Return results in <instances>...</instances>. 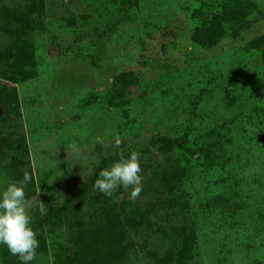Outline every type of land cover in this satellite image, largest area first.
<instances>
[{"label": "rangeland", "instance_id": "rangeland-1", "mask_svg": "<svg viewBox=\"0 0 264 264\" xmlns=\"http://www.w3.org/2000/svg\"><path fill=\"white\" fill-rule=\"evenodd\" d=\"M133 151L137 199L94 189ZM26 172L32 219L78 194L32 264H162L192 229L191 264H264V0H0V190Z\"/></svg>", "mask_w": 264, "mask_h": 264}, {"label": "clouds", "instance_id": "clouds-1", "mask_svg": "<svg viewBox=\"0 0 264 264\" xmlns=\"http://www.w3.org/2000/svg\"><path fill=\"white\" fill-rule=\"evenodd\" d=\"M102 143V138H97ZM114 143L119 147L122 140L116 136ZM75 147V146H73ZM140 154L131 152L129 156L121 155L120 159L98 173L94 189L106 197H111L119 188L131 189L130 199H137L142 192L144 176L141 175ZM32 177L25 173L23 180L10 182L0 190V246H5L20 264H32L37 258L39 242L32 227V217L26 209L24 185Z\"/></svg>", "mask_w": 264, "mask_h": 264}, {"label": "trees", "instance_id": "trees-1", "mask_svg": "<svg viewBox=\"0 0 264 264\" xmlns=\"http://www.w3.org/2000/svg\"><path fill=\"white\" fill-rule=\"evenodd\" d=\"M233 25L239 27L240 23L235 21V23H233ZM206 30L209 31V33ZM210 31L212 32V34H210L211 33ZM203 32H206V33L203 34ZM203 32L201 33V35L199 33L196 40H194L195 43H199L198 41L202 40L203 38L205 40L210 39V38L213 39V40H210V41L205 42V43L212 42V41H214V39L217 38V37L213 38L212 35H214V34L218 35L217 29L214 26H212V27L209 26V28H205V31H203ZM223 33H224V31H221L222 36H223ZM190 135H191V132H187L185 134V136L181 139H177V140L162 139L159 141L164 146V148L166 150H168V152H172V151H176V150L186 151L187 150L186 146L190 142L189 141ZM77 195L78 194H75L71 198H69L60 208L50 210L44 216L32 219V221H33L32 227H33V230L36 233V235H39V234L47 231L46 229H49V231H50V230H57L60 227H62L63 226V220H64L66 213L69 210V206H70L71 202L76 200ZM100 235L101 234H99L97 237L99 238ZM98 238H97V240H98ZM101 241H104V237L102 235H101ZM195 244H196V236H195V231L192 229V230H189L186 235H183L180 247L178 248L176 255H175V260L172 261L171 259H169L168 261H165L162 264H191L192 259H193L192 256H193V250L195 248ZM6 249L7 248L5 246H0V255ZM91 264H109V263L103 261V259L100 256H98L97 259H94Z\"/></svg>", "mask_w": 264, "mask_h": 264}]
</instances>
